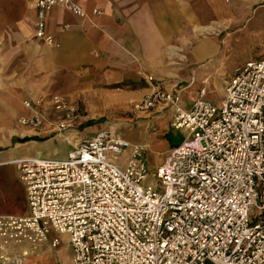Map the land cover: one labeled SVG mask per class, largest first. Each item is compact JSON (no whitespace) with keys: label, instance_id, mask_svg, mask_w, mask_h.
<instances>
[{"label":"built area","instance_id":"2783aa9c","mask_svg":"<svg viewBox=\"0 0 264 264\" xmlns=\"http://www.w3.org/2000/svg\"><path fill=\"white\" fill-rule=\"evenodd\" d=\"M29 1L35 38L46 44H54L52 9L88 16L73 0ZM144 81L152 92L131 110L171 109V130L182 138L156 169L157 183L144 184L145 147L110 129L73 144L64 159L13 161L27 214L0 215V264H25L29 246L54 234L68 235L72 264H264V54L235 70L220 106L201 89L185 110L152 75ZM52 102L68 110L62 97Z\"/></svg>","mask_w":264,"mask_h":264},{"label":"crops","instance_id":"0c3cea01","mask_svg":"<svg viewBox=\"0 0 264 264\" xmlns=\"http://www.w3.org/2000/svg\"><path fill=\"white\" fill-rule=\"evenodd\" d=\"M73 1L88 16L52 9L46 17V33L54 43L50 45L35 38V11L29 0H0V117L11 125L28 115L24 101L50 94L89 100L86 110L95 118L125 112L152 92L143 85L144 75H152L159 89L178 95L185 110L201 89L205 101L220 106L226 75L264 54L246 51L247 58L225 67L230 46L242 35V20L227 13L231 0ZM211 85L221 93L217 103L207 96ZM150 113L157 116L152 121L159 126L156 133L166 135L173 111ZM31 132L7 128L9 149L0 156V168H14L17 178L13 161L38 157L46 148L48 139ZM73 141H65L69 149L79 142ZM31 150L34 155L22 153ZM21 187L26 210L14 216L27 214Z\"/></svg>","mask_w":264,"mask_h":264},{"label":"rangeland","instance_id":"374dc122","mask_svg":"<svg viewBox=\"0 0 264 264\" xmlns=\"http://www.w3.org/2000/svg\"><path fill=\"white\" fill-rule=\"evenodd\" d=\"M229 0H226L228 3ZM230 14L236 15L242 20L241 30L242 35L237 38L233 45L230 46V52L226 55L225 67L228 68L234 64V61H242L247 58L246 51L252 55L261 53L264 50V0H231ZM244 52V53H243ZM232 75V74H231ZM226 79L222 83V88L230 79V74L226 75ZM188 83H186L187 85ZM146 88H151L146 82L143 83ZM148 92L146 93V95ZM54 96L64 97L62 95L50 94L36 101H30L33 104V109L27 110L29 117L36 115L40 124L36 127L29 125L24 127L20 124V119L24 116H19L14 120V124L8 123V118L0 117V148H5V151L0 152L5 154L9 149L7 128L28 131L43 139H48L38 157L49 159H64L69 150V145L65 142L67 139H73L72 143L82 141L85 138L104 129H114V134L120 136L131 144L145 145L146 164L148 167L145 185L156 184L155 179L156 169L162 165L166 157L170 154V149L177 146L182 138L180 132L169 130L161 135L156 133L159 126H152V121L155 114H137L131 110L133 105L130 104L125 112L111 115L102 118H95L88 115L87 108L91 104L85 98L77 100L64 99L67 106V111H57L54 108L52 98ZM208 98L217 103L220 101L221 93L214 86L208 87ZM196 97V94H194ZM24 107V105H23ZM153 112V111H151ZM69 113V116H66ZM90 114V112H89ZM150 115L149 117H147ZM150 130V131H149ZM149 131V132H148ZM64 141V143H60ZM23 154L34 155L33 150ZM20 154V153H19ZM124 156L121 157L123 160ZM22 187L18 181L16 170L11 167L0 168V214H24L26 207L22 197ZM57 237L59 245L52 247L50 241ZM69 237L66 234L51 235L48 240L36 246H29V256L27 264H72V252L68 245Z\"/></svg>","mask_w":264,"mask_h":264},{"label":"bare ground","instance_id":"6f19581e","mask_svg":"<svg viewBox=\"0 0 264 264\" xmlns=\"http://www.w3.org/2000/svg\"><path fill=\"white\" fill-rule=\"evenodd\" d=\"M110 130H111V129H110ZM111 132H113V133H114V130H111ZM142 146L146 147V146H145V145H143V144H142ZM165 160H166V159H165ZM164 162H165V161H164ZM28 256H29V255H28Z\"/></svg>","mask_w":264,"mask_h":264}]
</instances>
